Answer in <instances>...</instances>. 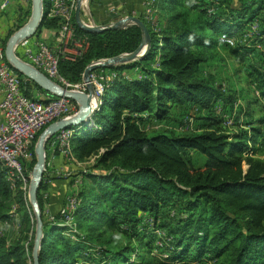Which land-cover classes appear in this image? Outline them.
Returning a JSON list of instances; mask_svg holds the SVG:
<instances>
[{"label":"trees","instance_id":"trees-1","mask_svg":"<svg viewBox=\"0 0 264 264\" xmlns=\"http://www.w3.org/2000/svg\"><path fill=\"white\" fill-rule=\"evenodd\" d=\"M43 2L37 34L43 27L60 28V19L48 16L50 0ZM154 4L162 29L154 31L138 14L151 36L149 49L137 61L99 68L117 74L100 97L94 125L77 129L70 137L77 161L95 156L88 169L69 178L71 185L80 177L79 203L72 213L78 240L67 236V226L59 224L58 210L67 194L52 211L54 221L44 214L43 193L52 168L47 164L37 189L44 235L39 264H264V159L256 156L257 148L264 146V116L252 122L247 107L245 127L235 121L237 130L228 133L215 103L234 100L233 83L223 91L208 70L201 73L202 66L247 60L244 74L264 94V53L257 52L258 61L250 57L256 51L254 42L264 38V0H154ZM253 22L257 30L249 31ZM20 25L18 21L14 28ZM71 26L73 39L84 46L78 55L59 54L58 71L71 84L81 81L91 61L133 51L142 39L136 25L86 31L76 23L74 12ZM222 33L234 44L220 43ZM246 33L252 34L249 42L243 40ZM241 68L238 65L237 70ZM133 69L139 75H124ZM189 114L201 119V126L178 130ZM149 122L176 127L145 129ZM33 149L34 145L29 169L35 163ZM194 154L203 158L201 165L196 166ZM14 190L0 162V222L21 227L14 240L0 236V264H28L31 257L27 250L33 238L26 246L25 242L35 219L26 209L24 190L19 185ZM13 205L15 217L10 213ZM140 213L146 214L144 219Z\"/></svg>","mask_w":264,"mask_h":264},{"label":"built area","instance_id":"built-area-1","mask_svg":"<svg viewBox=\"0 0 264 264\" xmlns=\"http://www.w3.org/2000/svg\"><path fill=\"white\" fill-rule=\"evenodd\" d=\"M145 1L147 2L145 12V15H147L145 17L150 23L153 21L151 4L153 0ZM9 2L10 0H0V11L5 10ZM75 5L76 0H50L48 16L58 17L60 19L57 48L50 47L43 40L36 37L31 39L32 36L22 41V54L28 63L62 87L66 89L73 87L75 91H86V84L83 81L77 84H71L58 71L59 54L67 55L65 53V47L73 38L71 18ZM219 42L233 45L234 39L222 33L219 36ZM82 47L74 55L80 54L83 49ZM3 53L4 49L0 40V162L5 168L6 181H8L10 188L14 190L19 183L25 185V166L32 157V148L35 145L36 135L49 123L75 114L78 109V104L76 101L74 102V100L72 101V99L63 95L56 96L47 94V97L42 99L25 95L21 86V75L10 66ZM115 76L116 72H112L109 75L102 70L90 72V81L97 99H100L105 87L109 85V81ZM255 93L264 110V94H261L259 91H255ZM236 105L237 103H234L233 109ZM189 118V116L185 117L184 123L185 120L189 122ZM232 122L233 117L225 121V125L230 127ZM92 125L93 123L90 127ZM75 130L77 128L59 129L50 137L52 138L51 143L54 149L70 163L74 161L70 137ZM62 175L65 176L66 172L58 173V176L62 177ZM45 197L46 193L44 192L43 198ZM78 203L79 198L76 193L68 194L65 197L63 205L58 210L61 221L59 224L67 226L66 235L72 240H78V231L73 222L72 214ZM10 213L13 217L16 216L14 213V205ZM44 214L48 220L54 221L55 215L50 211L48 206H45ZM2 223L5 226L10 225V221L8 220ZM16 227L18 226L16 225ZM156 232L160 236L164 234L158 229ZM157 244L161 245L162 243L158 240Z\"/></svg>","mask_w":264,"mask_h":264},{"label":"water","instance_id":"water-1","mask_svg":"<svg viewBox=\"0 0 264 264\" xmlns=\"http://www.w3.org/2000/svg\"><path fill=\"white\" fill-rule=\"evenodd\" d=\"M82 1L83 0H76L74 10L76 23L82 29L91 32H99L106 29H121L129 27L131 25H136L140 28L142 35L141 42L133 51L124 52L108 58L98 59L96 61H91L85 67L82 74V80L86 84V91H74L62 87L55 81L49 79L42 72L33 67L30 63L21 60L14 53V48L17 42L22 38L30 37L31 35H33L37 27L40 25L43 17L42 0H32V12L28 21L12 34V36L8 39L6 47L4 49L6 61L10 64V66H12L16 71L20 72L24 76V83L26 85V88H29L30 84L37 86L42 85L50 92L47 94L56 96L63 95L76 101L78 104V109L75 114L49 123L41 132L34 145L36 162L33 166V176L31 178L28 189V199L32 204L35 217V240L32 252V264H39L38 253L43 238V221L36 195L38 186L43 176V171H45V146L47 140L59 129L69 128L73 126L82 127L85 126L86 123L93 121L92 116L94 112L99 109L102 101L97 100L94 95V89L89 77L90 72L102 67H111L129 63L132 61H137L145 55L151 44V36L147 29V26L140 18L133 15H126L124 17L117 18L107 24H95L93 22H91V24H88L84 22L80 17ZM93 99L97 100L98 105L96 108H91V101Z\"/></svg>","mask_w":264,"mask_h":264},{"label":"crops","instance_id":"crops-1","mask_svg":"<svg viewBox=\"0 0 264 264\" xmlns=\"http://www.w3.org/2000/svg\"><path fill=\"white\" fill-rule=\"evenodd\" d=\"M142 0H90L88 2V5L85 8L81 7V13L80 17L82 20H86L88 22H93L95 24H107L110 23L111 21H114L117 18L126 16V15H136L137 13L141 12L142 10ZM154 2V0H153ZM155 4L153 3V17H158V8L154 6ZM27 6V2L21 1V0H10L8 6L6 7L5 10L0 11V39H2V35L4 32H7L9 29L14 28L16 25H18V21L22 17H24L23 12L25 11V8ZM22 8V10H20ZM75 10V9H74ZM138 15V14H137ZM13 19H16L15 23L12 24ZM13 25V26H12ZM59 29H51V28H45L43 27L39 33L35 34V37L38 39L43 40L46 42L50 47L52 48H57L58 46V33ZM34 36V35H33ZM246 38L244 40L247 42L251 41V34L249 33L248 35H244ZM243 36V37H244ZM33 39V38H32ZM2 43V42H1ZM70 47L67 51H65L66 54H75L76 51H78L82 46H83V41L80 42L78 40H75L72 38L70 41ZM256 46V51L251 53L250 57H252L253 61H258L260 55H257V52H261L264 50L262 47L264 46H259L255 44ZM259 46V47H258ZM84 47V46H83ZM82 47V48H83ZM76 48V49H75ZM23 52V50H22ZM4 57L5 54L3 53ZM159 55L155 57L156 61L158 60ZM261 58V57H260ZM231 62L236 61L234 59H231ZM264 66V64H263ZM244 68V67H243ZM245 69V68H244ZM102 69H97V71H100ZM135 70V71H134ZM104 71V70H102ZM134 71V72H133ZM106 74H111L112 70H106L104 71ZM239 71L235 69V64H234V75L235 78H237L236 81L230 80L233 83V86L235 90H237L239 93H242V79L239 77L238 73ZM246 72V69L244 70V73ZM117 74V73H116ZM139 75L138 69H133V70H128L124 73L125 76H131V75ZM24 80V76H23ZM223 87V86H222ZM255 87V86H254ZM23 89L28 93L29 97L32 98H37V99H42L46 98L47 94L43 90H41L37 85L30 84L29 88H26V85L24 83ZM224 90V87H223ZM246 92V90H244ZM218 105L222 103V101H217ZM216 103V104H217ZM93 105V104H92ZM217 111V108H216ZM239 120V119H238ZM242 120V119H241ZM241 120H239V125L240 127H245V124L241 123ZM249 120L247 119L245 122L247 123ZM94 124L93 121L86 123V126H80V129H83L87 127V125ZM50 138L45 146L46 150V156H48V161L49 165H51L50 173H49V178L46 180V185L47 188L44 191L46 193V197L44 198V208L45 206H48L50 208V211L56 212L58 207L63 201L64 196L66 195L67 192L77 189V184L71 183L69 185V181L72 177L73 174L77 173L79 169H82L85 171L88 169L93 163L95 156L90 157L86 161H77L74 157V161L72 163L66 161L63 157H61L58 154V151L54 149V146L51 143ZM66 175H62V177L58 176V173H65ZM70 178V179H69ZM75 181L78 180L80 181V177H75ZM45 210V209H44ZM139 216L144 219L146 216L145 213H140Z\"/></svg>","mask_w":264,"mask_h":264},{"label":"rangeland","instance_id":"rangeland-1","mask_svg":"<svg viewBox=\"0 0 264 264\" xmlns=\"http://www.w3.org/2000/svg\"><path fill=\"white\" fill-rule=\"evenodd\" d=\"M21 1L27 2V6L25 8H23V9H25V11L23 12V15H24V17L22 18L23 20L22 21L21 20L19 21L20 24H21L20 26H18L16 28H13V30L9 29L7 32H4L3 33V35L1 36L2 39H0L1 42H2V45H3V49H5L6 44H7V41L12 36V34L15 31H17L22 25H24L28 21L30 15H31V12H32V0H21ZM89 1L90 0H88V1L85 2V0H84L82 2V4H81L82 5L81 7L82 8H85L88 5V2ZM203 1H206V0H203ZM141 2L143 4L142 5L141 13L143 14L144 18L146 19L145 16L147 14L145 15V12H146V3L147 2L145 0H142ZM199 2H200V0H199ZM153 3L154 2L151 3L152 4V10H153ZM42 6H43V9L42 10L44 11V2H43V0H42ZM211 9H212V7H211ZM20 10H22V8ZM137 14H140V12L137 13ZM137 14L135 15L136 17H138ZM131 15H132V13H131ZM25 19H26V21H25ZM152 20L153 21L150 22V24L152 25L153 30L156 31V32L160 31L162 29L163 25H164V23L162 22L161 17L159 16V19H158L157 16L156 17H153L152 16ZM15 21H16V19H13V21H12L13 23L12 24H14ZM83 21L86 22V23H88V24H91L90 22H88L86 20H83ZM248 27H249V31H255V30H257V24L254 23V22L252 24H250ZM36 31H37V29H36ZM36 31L33 33L34 36L31 35L30 37L33 36L32 38H34L35 37V34H36ZM248 34L249 33H246L245 35H248ZM7 36H9V37L6 38ZM5 38H6V42H5ZM27 38L28 37H25V38H22L21 40H19L17 42L15 48H14L15 55L17 57H19L21 60L25 61V62H27V60H26V58L22 54V41H24V39H27ZM244 38H246V36L243 37V40H244ZM246 41H248V39ZM254 43L257 44V45H259V46H264V38L262 40H260L259 42H254ZM69 44H70V42L65 47L66 51L70 47ZM262 49L264 50V47H262ZM93 61H96V60H93ZM231 61H232L231 59H227L225 64L216 63L213 67H209V69H207V68H205V67L202 66L201 67V73L202 74H205L207 72V70H208L210 72V74L212 75V77H213L212 80L216 84L222 85L224 87V90L223 91H227L228 90L227 89V86L229 85L230 80H233V81H236L237 80V78H235V76L237 74L234 75V64H235V69L236 70L238 69V65H240L242 67L241 68L242 70L238 72L239 75H241L239 78L242 79V84H241L242 85V93H239L237 90H235L234 91V98H233L234 100H232L231 102L228 101V100H226L227 102L224 103L222 101V103L220 105H218L217 101H216L217 104L215 103V108H217V111L216 112L218 114H220L221 117L223 118L222 127H224L228 133L230 132L232 134L233 132H235L237 130V128H236L237 125L234 124L235 121L239 124V120L242 119L241 120V123H245V121L247 119H249V118H246L245 117V110H247V107H248V109H250L252 111V117L253 118H250V119H252L251 120L252 122H257L259 119H261V117L264 116V111L262 110L261 103L256 98L257 96H256L255 91H259V90H257L258 88L256 87V85H257L256 83L257 82L254 84V82H252L244 74V68L247 69L249 62L247 60H245L244 63L238 64V63H235L234 61L233 62H231ZM156 64H157V62L155 63V65ZM236 64H238V65H236ZM82 81L83 80L81 79L80 82H82ZM38 87L41 90H43L44 92H46V94L47 93H50L42 85H38ZM68 90H74L75 91V88L69 87ZM244 90H246V92ZM227 94H229V93H227ZM230 94L232 95V93H230ZM235 98H236V100H235ZM92 102H93V105H94V101H92ZM234 103L235 104L237 103V105L233 109L232 106L234 105ZM188 113H190V112H188ZM189 115H190L189 116L190 117L189 118V122H187L185 120V123H183V125H180L179 128H177L178 130H185L186 128L190 129V128H194V127H197V126H201V124L203 122L201 119H197V117L193 116L192 114H189ZM232 117H233L232 125L230 127H226L225 121H228V119H231ZM237 118H239V120H237ZM254 126L256 127V126H259V125H257L255 123ZM89 127H90V125H88L87 127L83 128V130H85V129L89 128ZM170 127H174L175 128L176 126H175L174 123H169V122H161L159 124H155L154 122H149V123H147L145 125V129H150V130L151 129H153V130H159V129H165V128H170ZM45 128L46 127H44L40 131V133L37 136V139H38L39 135L41 134V132ZM149 132H151V131H149ZM256 156L259 157V158L264 159V146L257 148ZM194 157H195V161H196V166L201 165L202 164V161H203V158H201V156H199L197 154H194ZM35 162H36V159H35ZM48 162H49L48 161V156H46V162H45V167L46 168L48 167L47 166V163ZM34 165H35V163H34ZM246 166L247 165L244 162H242V168L244 170H245ZM44 173H45V171H43V174ZM24 175L26 177L25 185H23L22 183H19L18 185H19L20 188H22V190H24V199H25L26 209L28 210V212L30 214V217L34 220L35 219V217H34V210H33L32 204L30 203V201L28 199V189H29V184H30L31 178L33 176V167L31 169H29L27 166H25ZM77 182L79 183L78 180H76V181L74 180V184H77ZM72 193H76V189H73V190L67 192L66 194L68 195V194H72ZM36 197H37V195H36ZM19 219L20 218H18V216H17V219H16L15 222L16 223H19ZM32 229H33L34 233H32ZM20 230H21V227L18 228L16 226H14V224H10L8 226H5L2 222H0V236H5L8 240H14V239L18 238L21 235ZM32 235H33V237H32ZM32 238H33V240L31 241L32 248H31V250H27L28 251V255H31V257H29L27 259L28 264H32V262H33L32 261V252H33V246H34V240H35V226L32 227V228L30 227L29 231L27 232V240L25 242V246L27 245L28 241L30 239H32ZM39 250H40V248H39ZM156 259H157L156 260L157 262L158 261L161 262L160 260H163L162 258H156ZM190 264H199V263H190Z\"/></svg>","mask_w":264,"mask_h":264},{"label":"bare ground","instance_id":"bare-ground-1","mask_svg":"<svg viewBox=\"0 0 264 264\" xmlns=\"http://www.w3.org/2000/svg\"><path fill=\"white\" fill-rule=\"evenodd\" d=\"M92 101H94V105H92V104H93ZM92 101H91V108H96L97 105H98L97 100H96V99H93ZM80 128H81V127H80ZM81 130H82V129H81Z\"/></svg>","mask_w":264,"mask_h":264},{"label":"clouds","instance_id":"clouds-1","mask_svg":"<svg viewBox=\"0 0 264 264\" xmlns=\"http://www.w3.org/2000/svg\"><path fill=\"white\" fill-rule=\"evenodd\" d=\"M22 78H23V76H22ZM97 100H99L100 101V99H97ZM258 100H259V98H258ZM260 102V101H259ZM86 126V125H85ZM88 126V125H87ZM93 126V125H92ZM46 127V126H45ZM73 127H76L77 129H80V126H73ZM73 127H69V128H73ZM84 127V126H83ZM90 128V127H89ZM48 141V140H47ZM36 142V141H35ZM35 155V154H34Z\"/></svg>","mask_w":264,"mask_h":264}]
</instances>
